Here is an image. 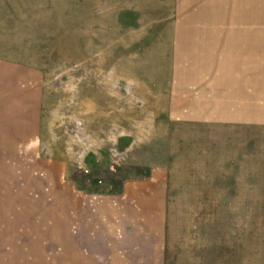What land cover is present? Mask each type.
I'll return each instance as SVG.
<instances>
[{
    "label": "rangeland",
    "instance_id": "1",
    "mask_svg": "<svg viewBox=\"0 0 264 264\" xmlns=\"http://www.w3.org/2000/svg\"><path fill=\"white\" fill-rule=\"evenodd\" d=\"M140 214L168 264H264V0H0V264Z\"/></svg>",
    "mask_w": 264,
    "mask_h": 264
},
{
    "label": "crops",
    "instance_id": "2",
    "mask_svg": "<svg viewBox=\"0 0 264 264\" xmlns=\"http://www.w3.org/2000/svg\"><path fill=\"white\" fill-rule=\"evenodd\" d=\"M138 189L139 188H137V190ZM135 190L133 189V191H131L130 187L127 188V195L132 194L131 199H135L136 202L141 204L145 203L146 198H137L136 195H134ZM147 199L151 202L150 198ZM129 202H131V200H129ZM89 205L96 206L95 202H92V204L89 203ZM141 215L142 214H140V216L133 215L131 217L116 216L115 219L108 216L104 220H102V218L101 222L99 220L97 221L100 226V234L98 233L99 236L95 238H99L100 244L105 250L104 252L110 255L109 262L106 264H168L166 259L167 254L164 253V249L166 248L165 240L167 239V232L164 231L166 220H164V217L161 215ZM86 217L88 219H85ZM80 220L82 225H84L83 227H87L86 233H95L94 229L92 230L89 226L91 225V221L88 214ZM117 224L122 228L128 225L133 226L131 230H123L124 233L122 234L121 240H118L116 235H114V229L117 227ZM80 226L79 224V227ZM80 228L83 229L82 226ZM101 232L103 234H101ZM79 238L81 237L79 236L78 239ZM85 246H88V250L85 249L86 253L90 255L93 254L94 250L90 247L88 242ZM73 247H75V245H73ZM119 253L122 254V256H120Z\"/></svg>",
    "mask_w": 264,
    "mask_h": 264
}]
</instances>
